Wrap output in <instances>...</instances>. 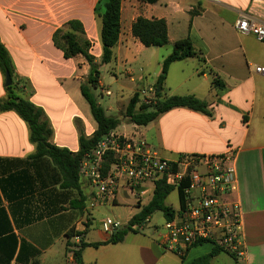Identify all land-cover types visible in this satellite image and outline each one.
<instances>
[{"label": "crops", "instance_id": "1", "mask_svg": "<svg viewBox=\"0 0 264 264\" xmlns=\"http://www.w3.org/2000/svg\"><path fill=\"white\" fill-rule=\"evenodd\" d=\"M105 1L0 0V38L17 77L28 83L26 96L50 120L52 143L73 153L79 151L78 126L86 136L97 129L81 93L89 65L82 56L65 59L52 38L69 21H79L93 42L91 54L100 61L102 20L95 10L101 3L102 14ZM191 11L197 15L192 17ZM139 17L164 19L169 44L146 48L132 34ZM241 18L264 24V0H158L154 4L122 0L114 58L101 68L102 75L109 67L117 83L122 72L133 84L132 96L138 92L141 103L147 97L153 104L157 97L151 90L156 88L164 60L175 42L190 37L197 56L170 66L161 99L192 95L205 101L211 114L177 108L147 126L127 123L129 133L117 129L113 133L142 137L167 160L222 154L229 146L237 149L239 194L235 199L242 206L244 256L236 259L220 251L209 264H264V78L255 72L256 67H264V43L238 33L235 24ZM150 68L154 75L146 89L140 85L141 72ZM5 88L0 72V100L7 97ZM98 88L111 93L105 90L102 77ZM35 154L24 120L14 111L0 112V264H75L68 252V244H76L68 237L70 232L82 234L81 241L89 244L110 239L102 229L106 218L96 221L97 209L114 211L124 205L129 217L120 222L126 226L152 200L155 186L148 183L137 192L123 188L115 205L89 211L87 182L80 177V190L64 188L57 165ZM180 204L178 194L177 206L167 205L177 212ZM150 222L151 217L144 232H129L118 244L84 249L83 264H192L215 249L209 243L196 245L184 257L164 251L152 229L163 223Z\"/></svg>", "mask_w": 264, "mask_h": 264}, {"label": "built area", "instance_id": "2", "mask_svg": "<svg viewBox=\"0 0 264 264\" xmlns=\"http://www.w3.org/2000/svg\"><path fill=\"white\" fill-rule=\"evenodd\" d=\"M235 28L240 35H253L264 43V24L241 18ZM255 72L264 78L263 66L256 67ZM144 99L145 104H152L151 99ZM237 157V149L229 146L222 154L182 155L167 160L144 138L112 132L83 157L80 177L91 189L89 211L115 205L123 188L137 192L148 183L156 188L159 181H165L177 192L181 188L184 201L175 216L162 226L152 225L162 249L184 257L190 248L209 243L241 259L243 213L240 201L235 199L239 194ZM149 220L138 226L137 232H144ZM124 227L111 218L102 222V229L110 237ZM73 239L76 244L70 247V255L74 258L81 236Z\"/></svg>", "mask_w": 264, "mask_h": 264}, {"label": "trees", "instance_id": "3", "mask_svg": "<svg viewBox=\"0 0 264 264\" xmlns=\"http://www.w3.org/2000/svg\"><path fill=\"white\" fill-rule=\"evenodd\" d=\"M142 1L154 4L158 0ZM102 7V14L100 13L101 3L95 10L102 20L101 44L103 52L100 61H97L96 57L91 54L93 42L86 37L83 25L79 21H69L56 30L52 38L54 46L62 51L65 59L82 56L89 65V74L85 82L81 84V93L90 106L97 129L91 136H86L84 130L78 126L79 151L76 153L52 143L54 130L50 120L42 108L36 106L27 98L26 95H29V93L26 94L25 89L28 88V83L17 77L10 53L0 38V72L4 77H6L7 72L10 73L12 78V85L5 88L6 99L0 100V112L14 111L24 120L30 130V140L36 145L35 157H49L57 165L64 179V188L80 190V164L83 157L122 123L119 117L106 113L95 93L101 80V68L112 62L114 58L113 49L120 38L122 0H106ZM190 15L193 17L197 15V12L191 11ZM132 34L146 48H161L169 44L168 27L164 19L149 20L139 17L132 26ZM195 56H197V53L189 36L175 42L172 53L164 60L162 65V72L155 88L156 102L153 104L141 103L140 94L136 92L130 99L124 113L129 123L137 126H147L161 115L177 108H186L206 115L211 114L208 104L195 96H172L161 99L162 90L158 92L159 87L162 89L173 63ZM214 84L217 86L219 82L215 81ZM110 162L111 159L106 165L108 166ZM174 190L175 188L166 185L165 181L157 182L150 203L132 217L123 229L112 235L108 241L91 244L81 241L78 250L74 251L75 264H83L84 249L88 247L97 249L122 242L129 232H137V227L144 224L156 212H162L166 220H171L176 211L166 204V200ZM178 194L182 205L184 194L181 188H179ZM80 195V201L84 203L85 198L82 194ZM75 235L82 236V234L70 232L68 237L73 238ZM72 246L68 244V252H70ZM218 253H220V250L215 248L210 254L195 259L192 264H209Z\"/></svg>", "mask_w": 264, "mask_h": 264}, {"label": "rangeland", "instance_id": "4", "mask_svg": "<svg viewBox=\"0 0 264 264\" xmlns=\"http://www.w3.org/2000/svg\"><path fill=\"white\" fill-rule=\"evenodd\" d=\"M156 69V64H154ZM136 69L137 66H135ZM142 77H144L143 82L140 84L143 87H146L148 89V85H150L151 77L154 75V69H146L141 72ZM139 72L137 71V75ZM151 75V76H150ZM119 82H115L113 79V75L111 74V70L109 67H106L103 69L102 72V79L105 85V90L111 91V96H108L105 94V91H100L99 88L96 89L95 93L98 98L99 103L102 105V107L107 111L108 115L119 117L122 120L121 125L117 128V131L120 133H129L130 126H128L127 123H129L128 119L125 118V110L126 107L130 101V99L133 97L130 89L133 87V84L129 82L128 77H125V75L121 72L117 75ZM173 79V75L171 77V81ZM139 85V86H140ZM145 104V103H144ZM128 126V127H127ZM178 203V192L177 190H174V192L168 197L167 204L176 207ZM98 210V209H97ZM94 213L96 221H102L103 219L110 217L113 219H117L121 222L127 221L129 217L128 209L125 208V206H119L114 211H111L110 207H104L102 209H99L98 212ZM164 218L161 212H156L151 217L150 224H157V223H163Z\"/></svg>", "mask_w": 264, "mask_h": 264}, {"label": "water", "instance_id": "5", "mask_svg": "<svg viewBox=\"0 0 264 264\" xmlns=\"http://www.w3.org/2000/svg\"><path fill=\"white\" fill-rule=\"evenodd\" d=\"M12 85V78H11V75H10V73H6V77H5V86L6 87H9V86H11ZM161 88L159 87V89H158V92H161Z\"/></svg>", "mask_w": 264, "mask_h": 264}]
</instances>
